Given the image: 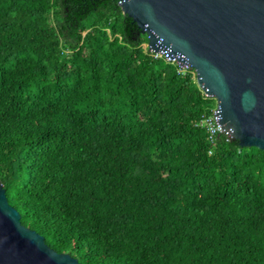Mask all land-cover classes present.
Wrapping results in <instances>:
<instances>
[{"label":"trees","instance_id":"obj_1","mask_svg":"<svg viewBox=\"0 0 264 264\" xmlns=\"http://www.w3.org/2000/svg\"><path fill=\"white\" fill-rule=\"evenodd\" d=\"M119 0H0V184L79 264H264V151L198 126L215 100Z\"/></svg>","mask_w":264,"mask_h":264},{"label":"water","instance_id":"obj_2","mask_svg":"<svg viewBox=\"0 0 264 264\" xmlns=\"http://www.w3.org/2000/svg\"><path fill=\"white\" fill-rule=\"evenodd\" d=\"M153 53L194 71L222 131L264 151V0H119ZM0 264H79L20 223L0 184Z\"/></svg>","mask_w":264,"mask_h":264},{"label":"built area","instance_id":"obj_3","mask_svg":"<svg viewBox=\"0 0 264 264\" xmlns=\"http://www.w3.org/2000/svg\"><path fill=\"white\" fill-rule=\"evenodd\" d=\"M145 48H147V50L150 53H152L154 57H163L166 62L175 64L178 67V69L181 71L190 69L188 66L182 67L181 65L176 63L174 60L166 56L165 54L153 53L152 51L148 49L147 45H145ZM219 122H220V116H219V112H218V108L216 104H215V107L212 110H210L208 114H203L198 121V126L205 130L210 142H214V140L218 138L220 135H223L228 140H230V138L222 131L221 125Z\"/></svg>","mask_w":264,"mask_h":264},{"label":"rangeland","instance_id":"obj_4","mask_svg":"<svg viewBox=\"0 0 264 264\" xmlns=\"http://www.w3.org/2000/svg\"><path fill=\"white\" fill-rule=\"evenodd\" d=\"M145 47V46H144Z\"/></svg>","mask_w":264,"mask_h":264}]
</instances>
